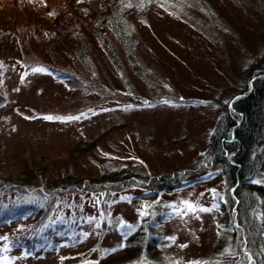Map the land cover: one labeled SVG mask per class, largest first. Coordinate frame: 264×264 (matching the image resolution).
Listing matches in <instances>:
<instances>
[{
	"label": "rangeland",
	"instance_id": "rangeland-1",
	"mask_svg": "<svg viewBox=\"0 0 264 264\" xmlns=\"http://www.w3.org/2000/svg\"><path fill=\"white\" fill-rule=\"evenodd\" d=\"M116 1L84 0L76 7L93 19L66 14L59 24L35 18L43 0H0V170H35L23 193L0 177V264L124 257L139 225L155 246L134 264H264L261 197L237 218V194L207 151L221 106L264 62V0H152L143 13L121 12L129 35H104L115 60L95 30ZM79 41L89 56L79 57ZM127 170L93 194L86 178L72 179ZM166 175L183 185L148 195L145 177ZM248 181L264 188V160ZM27 228L39 229L31 251L8 243Z\"/></svg>",
	"mask_w": 264,
	"mask_h": 264
},
{
	"label": "trees",
	"instance_id": "trees-1",
	"mask_svg": "<svg viewBox=\"0 0 264 264\" xmlns=\"http://www.w3.org/2000/svg\"><path fill=\"white\" fill-rule=\"evenodd\" d=\"M77 1L78 0H43V2H45L46 11L37 9V15H35V18L40 22L42 20L44 23L50 22L49 19H52L57 23L59 19L62 20L66 14H70L73 18L81 15L89 16L91 14L90 12L83 11L84 13L82 14V12L79 11L80 9L76 7H84L85 5V9H87L88 7L86 2H84V0ZM151 1L152 0H117L116 3L118 4V11L112 13L108 18L104 17L105 25L99 28L97 21L98 30L96 29L95 31H97L102 38L101 45H103L104 50L109 55L113 56V59H115L112 51L114 47H111V45L107 43L105 39L106 33H108V31L112 32L115 37L119 35L120 38L123 35L128 36L129 32L123 26V22L128 23V13L123 14V16L122 13H125L126 10L129 11L130 16H134L133 14L136 13H143L144 9ZM73 2L75 3V6H73ZM60 3H64L65 7H67L66 12H62L58 9V5H60ZM50 4L55 5L56 9L52 8ZM35 5L36 4H34V6ZM31 14L32 13L27 12L25 18L36 20L31 16ZM89 17L93 19L92 15ZM98 18L102 21V16H99ZM69 22L70 21H65L64 24ZM58 23L61 24V21ZM84 44L85 43L82 41L75 44V46L79 47L80 52H78V54L80 58H85L87 55H90ZM250 73L257 74L248 78V85H244L241 89L242 94L235 98L229 97L224 105L221 106L220 116L215 121L207 151L209 154V164L214 168L220 169L221 174L227 175L228 181L232 184L231 191L233 194H237L233 196L234 199L232 198L233 202L234 200L237 202L235 205L236 208L238 206L239 210L238 215L235 212L237 218H240L249 206L255 204L256 197H261L262 202L260 211L262 213V225L258 227L259 229L257 228V233L260 234V230L264 232V188L262 185L256 186L255 184L250 183L248 179L252 178L253 173L262 166L264 160V62H260L259 65L256 64ZM219 100L221 101V99ZM34 171L31 166L21 165L15 169L11 168V171L0 170V177H2L5 181L15 183L16 186H11L9 188L13 187L17 189L14 194H18L19 192H24V190H20L21 188L18 186H31L30 182L34 177ZM120 173L115 176L112 174H108L107 176L94 175L93 177L79 176L77 177L78 179H72L79 185L80 180L86 178L87 181H84L83 185L87 186L88 194H93L96 193V189H102V187H100L102 182L108 183L107 181L109 180L116 181L120 179H128V174L130 172L127 170V172L121 171ZM134 174L136 175V173ZM3 179L0 178V181ZM145 180L147 181V185L145 186L149 189L147 193L148 195L156 194L158 192L161 193L163 191L169 192L183 185V182L179 179L174 176L170 177L169 175H166L165 177H145ZM245 216L247 217L248 215L245 213ZM6 217V215L0 217V225L3 224V219ZM153 222L155 223L154 219ZM251 228L254 229V227ZM32 229L33 230L27 228V230L22 234H13L11 236L6 235L5 238L11 246L21 247L25 250V252L28 250L31 251L33 249L31 248L33 247L32 240L39 234V229ZM128 238L129 240L126 238V242L124 241V251L121 255L124 257L103 255L98 256V258L92 263H86L85 261H82V263L134 264L135 257L137 259L138 254L141 253L142 249L143 252L147 253L150 246L153 248L155 246V243L151 241L154 238L150 230L146 227L141 228L140 225L136 226L130 232ZM82 263L80 262L78 264Z\"/></svg>",
	"mask_w": 264,
	"mask_h": 264
},
{
	"label": "snow or ice",
	"instance_id": "snow-or-ice-1",
	"mask_svg": "<svg viewBox=\"0 0 264 264\" xmlns=\"http://www.w3.org/2000/svg\"><path fill=\"white\" fill-rule=\"evenodd\" d=\"M33 71L34 72H41V71H44V69H42V68H34ZM128 107H131V106H128ZM81 115H83V114H81ZM79 118L80 117H78V116H68V117H62V118L61 117H53V116L44 117V119H47V120L63 119L65 121L76 120V119H79ZM185 204H186V207H187V210L188 211L194 212V211L197 210L194 205H192V204H190L188 202H185ZM199 211L206 212V211H210V209H207V208H199ZM141 214H143V213H141ZM121 227H124V225L121 224ZM172 239H174V237ZM121 247H123V245H121ZM112 251H115V249H112Z\"/></svg>",
	"mask_w": 264,
	"mask_h": 264
}]
</instances>
